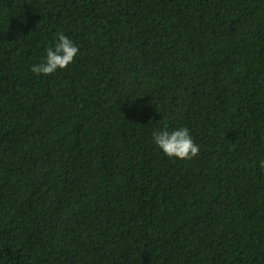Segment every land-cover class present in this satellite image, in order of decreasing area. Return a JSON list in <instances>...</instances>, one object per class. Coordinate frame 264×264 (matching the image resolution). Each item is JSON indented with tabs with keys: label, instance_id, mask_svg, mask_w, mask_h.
<instances>
[{
	"label": "trees",
	"instance_id": "trees-1",
	"mask_svg": "<svg viewBox=\"0 0 264 264\" xmlns=\"http://www.w3.org/2000/svg\"><path fill=\"white\" fill-rule=\"evenodd\" d=\"M262 162L264 0H0V264H264Z\"/></svg>",
	"mask_w": 264,
	"mask_h": 264
},
{
	"label": "clouds",
	"instance_id": "clouds-1",
	"mask_svg": "<svg viewBox=\"0 0 264 264\" xmlns=\"http://www.w3.org/2000/svg\"><path fill=\"white\" fill-rule=\"evenodd\" d=\"M57 36L58 42L55 47L47 48L45 62L32 66L33 73L51 75L58 69L67 68L74 62L80 51L79 47L64 33H58ZM153 137L155 144L168 157L191 160L199 155L200 146L195 143L187 127L169 131L165 125L163 129L154 132Z\"/></svg>",
	"mask_w": 264,
	"mask_h": 264
}]
</instances>
